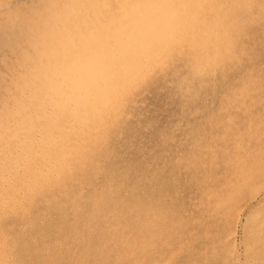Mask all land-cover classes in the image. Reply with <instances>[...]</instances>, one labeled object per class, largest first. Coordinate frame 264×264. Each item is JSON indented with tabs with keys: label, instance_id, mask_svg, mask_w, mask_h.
Listing matches in <instances>:
<instances>
[{
	"label": "bare ground",
	"instance_id": "1",
	"mask_svg": "<svg viewBox=\"0 0 264 264\" xmlns=\"http://www.w3.org/2000/svg\"><path fill=\"white\" fill-rule=\"evenodd\" d=\"M46 2L41 31L28 19L27 50H15L12 64L0 58V264H145L150 256L167 264L183 243L175 235L162 244L157 206L131 199L141 185L112 175L114 141L135 114L140 85L171 71L174 58L185 61L187 79L206 77L234 69L255 39L264 46V0ZM18 29L11 38L0 32V43L19 39ZM263 68L251 65L224 95L241 102L235 110L250 101L260 111L242 127L227 118L223 190L204 191L212 216L241 223L239 241L231 229L225 237L235 264H264V203L245 217L240 200L264 176V107L252 103ZM216 154L208 155L213 164Z\"/></svg>",
	"mask_w": 264,
	"mask_h": 264
},
{
	"label": "rangeland",
	"instance_id": "2",
	"mask_svg": "<svg viewBox=\"0 0 264 264\" xmlns=\"http://www.w3.org/2000/svg\"><path fill=\"white\" fill-rule=\"evenodd\" d=\"M14 1L0 0V21H2V23L0 22V32H6L4 35L8 34L11 38V36L15 37L16 29L22 25L24 28L26 26L25 29H18L20 30L18 35L21 37L14 40L15 42L8 46L0 43V58H7L10 64L13 59L11 56H16V51L27 50L28 45L23 41L27 40L28 33L32 34L30 30H33L28 28L30 23L28 19L31 23L38 20L37 23L42 24L44 17L42 18L43 13L40 9L44 3V6L48 3L46 2L48 0ZM41 5L42 7L39 8ZM56 7L57 10L63 9L62 4H57ZM16 9L24 10V12L18 16ZM32 9L37 11L33 12ZM29 11L31 15L28 13ZM36 14L40 16L38 17ZM12 20L19 21L15 23ZM14 23L15 25H13ZM41 24L38 26V31H41ZM4 40L6 41V39ZM18 40L20 45L16 43ZM257 40L255 39L252 44L248 43L247 56L241 57L234 69L225 70V72L223 70L220 72L219 69L217 71L210 70L206 77L196 75L194 78L187 79L189 73L186 71L185 61L174 58L171 71L168 68L169 72L167 73V70L165 72L167 74L156 76L150 83L146 84L145 82L140 85V91H143L135 100V103H138L133 108L135 114L120 129L121 134L114 141V151L119 164L115 170H110L112 175L116 177L118 172L119 180L129 177L136 184L141 185L140 192H137L139 197L136 192L132 193L133 196L126 192L129 193L131 199L138 198L141 203L151 201L154 206H157L155 210L157 212L159 209L157 216H160L163 224L159 239L162 244L169 242V239L171 237L173 239L175 235L177 241L180 240L183 243L180 250L174 252V257L167 260V264L236 263L232 253L234 244L225 237L231 229L235 240L239 241L241 223H232L227 216L229 220L212 216L209 212L214 210L206 209L205 194L210 192V189L214 190V193H221V189L223 190L218 151L220 146L230 139L232 133L231 127H227V118L233 121L237 120L234 123L238 127H242L248 115L260 111L257 108L255 110L250 105V101L245 105L248 107L246 111H244L245 109L238 111L235 110V106L241 103L240 101L224 99L225 94H231L233 85L238 81H243L245 71L251 65L261 63L264 66V46ZM9 52L13 55H10ZM184 76L185 78H183ZM257 80L256 83L262 89L252 103L256 107H264V68L255 81ZM225 106L228 111H221L220 108ZM207 145H210L209 148H206ZM210 153H214V157L217 153L214 164L208 158ZM121 173L125 174L124 177L119 176ZM103 175L104 173H100L97 177ZM258 180L260 184L242 192L240 200H246L249 203L243 211L245 217L246 214L251 215L253 210L261 205L260 202L264 203V176L263 179ZM230 203L232 202L229 201L223 206L228 208V213L232 211L233 204ZM243 214L242 216H244ZM209 215L212 217L210 218ZM53 218L52 222L58 220L56 215H53ZM147 254L154 253H145V255ZM146 258L144 259L146 262L143 260L145 264L156 263L153 256Z\"/></svg>",
	"mask_w": 264,
	"mask_h": 264
}]
</instances>
